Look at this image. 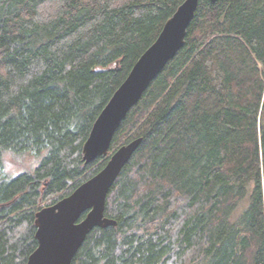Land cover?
I'll return each mask as SVG.
<instances>
[{
    "label": "trees",
    "instance_id": "1",
    "mask_svg": "<svg viewBox=\"0 0 264 264\" xmlns=\"http://www.w3.org/2000/svg\"><path fill=\"white\" fill-rule=\"evenodd\" d=\"M183 2L0 0V264H26L41 202L107 164L84 143ZM126 137L143 140L107 198L117 225L72 264H264V0H201L110 153ZM7 150L46 154L10 179Z\"/></svg>",
    "mask_w": 264,
    "mask_h": 264
},
{
    "label": "water",
    "instance_id": "2",
    "mask_svg": "<svg viewBox=\"0 0 264 264\" xmlns=\"http://www.w3.org/2000/svg\"><path fill=\"white\" fill-rule=\"evenodd\" d=\"M200 2L184 0L96 118L83 146V160L89 164L100 156L110 158L101 171L71 194L36 212L38 246L26 264H72L94 228L117 225V220L105 214L107 198L143 138H134L110 153L114 136L152 81L185 46L189 26Z\"/></svg>",
    "mask_w": 264,
    "mask_h": 264
},
{
    "label": "rangeland",
    "instance_id": "3",
    "mask_svg": "<svg viewBox=\"0 0 264 264\" xmlns=\"http://www.w3.org/2000/svg\"><path fill=\"white\" fill-rule=\"evenodd\" d=\"M128 137L124 139L121 145L125 144L124 142ZM45 154L46 152L37 154L32 151L16 152L7 150L3 155V173L7 178L11 179L25 172H33L39 166ZM47 202L43 201L41 205L43 207L48 206L46 205Z\"/></svg>",
    "mask_w": 264,
    "mask_h": 264
}]
</instances>
